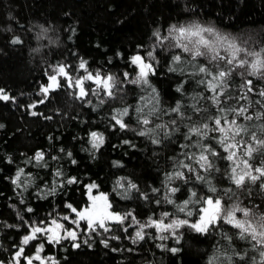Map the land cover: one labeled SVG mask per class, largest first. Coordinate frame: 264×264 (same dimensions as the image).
<instances>
[{"label":"trees","instance_id":"obj_1","mask_svg":"<svg viewBox=\"0 0 264 264\" xmlns=\"http://www.w3.org/2000/svg\"><path fill=\"white\" fill-rule=\"evenodd\" d=\"M191 21L214 25L224 33H231L250 51L261 53L264 59V0H0V88L17 98L16 104L0 101V124L4 126L0 128V260L5 264L15 251L11 245L24 234L23 228L11 229L6 226L23 223L17 216L18 212L26 220H38L53 209L65 211V199L70 198L74 205L86 201L83 185L68 186L66 195L58 187L56 195H49L47 199L38 198L34 185L42 186L47 193L54 179L57 185L67 176L78 177L84 183L95 182L100 185L99 191L108 194L114 201L116 210L138 213L141 222H145L149 216L155 219L164 211L175 213L170 218H185L177 212L176 205H169L163 200L165 195H169L164 185L167 183L165 173L173 171L172 158L181 151H189L179 147L181 143H186L182 135H174L175 144L165 140L161 145H153L149 138L136 136L133 132L113 133L108 129L109 121L105 117L112 114L113 109L137 104L143 106L139 97L144 93L137 86H127L126 102L109 101L95 111L91 105L85 107L66 91L51 94L48 103L32 109L43 115L31 116L27 106L41 98L37 92L40 84L46 82L44 73L50 63L69 60L77 63V57H82L92 69L104 68L117 74L125 69L131 71L124 58L134 54L139 45L146 46L153 31H164L171 24ZM42 28L48 30L46 35L42 34ZM38 36L42 38L38 39ZM15 37H20L23 43L12 44L11 39ZM117 53L121 56H117ZM109 58L111 64L108 63ZM247 59L251 62L254 58ZM236 71L239 73L243 70ZM242 79H252L257 91L264 88V79L258 76L241 78L234 75V87L230 89L234 95L240 94ZM150 80L160 94L162 106L174 105L177 100L184 104L195 103L175 91L181 77L169 73L166 63L162 62L158 75L150 77ZM185 87L188 95L193 94L192 87ZM196 91H201V88L196 87ZM248 96L251 101L260 99L255 93ZM91 99L93 104L98 105L96 97ZM247 103L241 100L236 106ZM257 111L264 112V109H260L259 105L249 108V114ZM44 116H51L52 119H45ZM193 118L199 117L193 113ZM168 119L164 117L165 121ZM238 122L262 136L259 128L264 120L238 118ZM131 124L138 127L134 119ZM90 131L105 136V143L99 151L91 148ZM184 131L186 129L182 128L181 133ZM123 139L132 140L136 146L133 148L123 144ZM244 139L252 143L248 136ZM61 148L65 151L61 152ZM37 151L45 153L41 164L46 162L47 167L37 165L34 159L25 162L34 157ZM69 151L73 154L71 158L66 155ZM94 151L93 156L91 153ZM52 156L58 159L53 160ZM71 159H75L77 164H72ZM259 159V155L254 154L252 163L258 165ZM114 161L119 166H114ZM185 163L191 161L186 160ZM217 163L222 169L229 167L226 160H218ZM21 168L25 173L21 180L29 185L28 190L23 192V184L18 188L12 183ZM58 169L63 171L64 177L54 176ZM28 173H31L30 178ZM214 175L212 183L218 189L233 188L243 202L241 207L248 206L258 214L264 212V190L257 187L259 181L256 185L247 184L252 189L249 197L226 178ZM117 179L124 183L125 189H128L129 181L135 183L142 192L150 195V201L139 198L135 189H128L130 199H123L121 193L125 189H114ZM177 184L183 182L175 180L169 186ZM188 187L183 185L181 192L172 199L182 203L187 198ZM197 187L201 185L197 184ZM152 188H159L160 192L152 193ZM21 198L31 204L34 213L22 211L25 205L19 204ZM156 199L162 203L155 204ZM232 202H237L235 197ZM113 228L114 232L105 234V237L117 235L121 239H109V248L100 243L104 237L94 236L88 244H84L82 240L88 237L83 236L81 241H77L81 244L79 248L72 247L70 241H64L62 246L46 245L43 255L54 257L58 264H209L210 261H214V264H260L261 260L260 245L241 240L238 230L229 225H222V228L232 237L231 241L223 238V232L219 229L203 235L183 228L179 230L182 234L179 244L173 239L160 241L150 236L133 243L137 231L135 225L130 228L132 238H124L126 233L116 231V226ZM145 232L152 234L154 230L145 229ZM160 244L176 247L180 251L173 254L166 248L157 247ZM113 247L119 251H112ZM30 248L31 245L26 252ZM129 248L133 251H128ZM240 255L244 256L243 260Z\"/></svg>","mask_w":264,"mask_h":264},{"label":"snow or ice","instance_id":"obj_2","mask_svg":"<svg viewBox=\"0 0 264 264\" xmlns=\"http://www.w3.org/2000/svg\"><path fill=\"white\" fill-rule=\"evenodd\" d=\"M47 31L42 28L43 35H46ZM37 38L40 39L42 36ZM11 43L16 45L23 41L20 37H15L11 39ZM34 50L39 51V49ZM117 56L121 54L117 53ZM260 56L261 53L250 51L231 33H224L214 25H203L192 21L171 24L164 31L160 29L153 31L146 46L139 45L134 54L124 58L125 64L132 69L131 71L125 69L117 74L104 68L92 69L89 62L82 57H77V63L70 60L50 63L44 73L46 82L40 84L37 92L41 98L27 106L31 116L43 115L32 109L48 103L53 93L66 91L85 107L91 105L92 110L95 111L109 101L126 102V88L133 85L144 93L139 97V100L143 101V106L137 104L113 109V113L105 117L109 121L108 129L113 133L133 132L136 136L149 138L153 145H161L165 140L175 144L174 135H182L186 143H181L179 147L189 151H181L172 158L173 171L165 173L167 183L164 185L169 195H165L163 200L169 205H176L177 212L182 213L185 218H170L175 216V213L164 211L155 219L149 216L145 222H141L138 213L116 210L114 201L108 194L99 191L100 185L95 182L84 183L78 177L67 176L57 185L54 179L47 193L43 191L42 186L34 185L38 198L47 199L49 195H56L58 187L63 189L66 195L68 186L83 185L86 201L74 205L70 198L65 199L63 203L65 211L53 209L46 217L38 220H26L18 212L17 216L23 223L6 226L11 229L23 228L24 234L18 242L11 245L15 251L11 253V259L7 264H37V262L58 264L54 257L43 255L46 245L62 246L64 241H70L72 247L79 248L81 244L77 241H81L83 236L88 237L82 240L84 244H88L94 236H101L104 238L100 243L105 248H109V239H121L117 235L105 237V234L114 232L113 226H116V231L127 234L124 238H132L130 228L133 225L139 226V230L135 231L133 243L144 241L146 236H150L160 241L173 239L177 244L180 243L182 235L179 230L183 228L192 229L203 235L209 234L210 230L219 229L223 232V238L231 241L232 237L222 228V225H229L238 230L241 240H250L260 245V264H264V212L258 214L248 206L241 207L243 202L239 200V195L233 188L218 189L212 183L215 179L214 174H219L230 181L236 189H240L241 193H247L249 197L252 195V189L247 186L248 183L256 185L259 181L257 187L264 190V124L259 128L262 136H258L248 126L238 122V118L246 121L264 120V112L249 114V108L254 105L264 109V88L257 91L252 79H242L239 95H234L230 90L234 87L232 83L234 75L241 78L258 76L264 79V59ZM247 57H255V59L250 62ZM162 62L166 63L169 73L181 77L175 91L195 103L184 104L181 100H177L174 105L162 106L160 94L150 80V77L158 75ZM108 63H112L111 58ZM237 69L243 71L237 73ZM185 85L192 87L193 94H187ZM196 87H200L201 91H196ZM249 93H255L260 99L249 100ZM91 97L97 98L98 105L93 104ZM241 100L248 103L237 107ZM0 101L16 104L17 98L0 88ZM201 101L204 103L202 104ZM193 113L199 118L194 119ZM165 116L169 117L166 121ZM44 118L52 119L51 116ZM133 119L138 127L132 126ZM2 127L4 126L0 124V128ZM182 128L186 129L183 133H181ZM89 135L91 148L99 151L105 143L104 134L90 131ZM245 136L250 138L251 144L244 139ZM49 139L51 140L52 137ZM122 143L133 148L136 146L130 139H123ZM253 144L256 146L254 147ZM192 149L197 151H190ZM60 151L64 152L65 149L61 148ZM95 151L91 153L93 156ZM254 154L260 157L258 165L252 163ZM66 155L71 158L73 154L69 151ZM44 156V152L37 151L34 157L28 158L25 162L29 163L34 159L37 165L47 167L46 162L41 164ZM51 159L56 160L58 157L52 156ZM186 160L191 163H185ZM218 160L228 161L229 167L222 169L217 163ZM11 162L9 159V163ZM71 163L77 164V161L71 159ZM113 164L119 166L116 161ZM24 175V170L19 169L12 183L20 188L23 184L21 177ZM27 175L31 177V173ZM54 176L60 178L65 174L58 169ZM175 180L182 181L183 184L169 186ZM197 184L201 187L198 188ZM183 185L189 186L187 198L182 203H177L172 197L181 192ZM28 187V184H23L22 192L27 191ZM115 188L125 189V185L117 179ZM128 189H135L139 193V198L146 202L151 199L150 195L142 192L135 183L129 181ZM128 189L121 193L123 199L131 198ZM94 191L96 194H93ZM151 192L159 193L160 189L152 188ZM234 197L237 202H232ZM154 203L160 205L162 201L156 199ZM19 204L25 205L23 212L34 213V208L26 199L21 198ZM255 207L261 206L255 205ZM238 214L242 215L243 219L238 218ZM145 229H153L154 233H146ZM30 245L29 252H26V248ZM157 247L166 248L173 254L180 251L176 247H167L163 244ZM111 250L119 251L116 247ZM128 251L131 252L133 249L129 248ZM240 259L243 260L244 256L240 255ZM0 264L5 262L0 260ZM209 264H214V261H210Z\"/></svg>","mask_w":264,"mask_h":264},{"label":"rangeland","instance_id":"obj_3","mask_svg":"<svg viewBox=\"0 0 264 264\" xmlns=\"http://www.w3.org/2000/svg\"><path fill=\"white\" fill-rule=\"evenodd\" d=\"M192 22V21H191ZM187 23H189V22H187ZM200 23V22H199ZM201 24H203V23H201ZM203 25H208V24H203ZM254 59H255V57H253ZM260 58L262 59V56H260ZM253 59V60H254ZM93 194H96V193H93ZM238 218H240V219H243V216L242 215H240V214H238ZM136 226V230H139V226L138 225H135ZM37 264H38V262H37Z\"/></svg>","mask_w":264,"mask_h":264}]
</instances>
